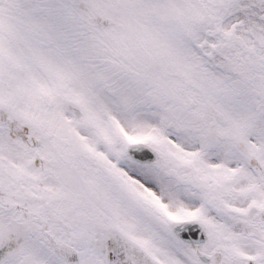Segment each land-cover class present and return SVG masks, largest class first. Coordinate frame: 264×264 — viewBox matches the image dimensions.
Here are the masks:
<instances>
[{"label": "snow or ice", "instance_id": "snow-or-ice-1", "mask_svg": "<svg viewBox=\"0 0 264 264\" xmlns=\"http://www.w3.org/2000/svg\"><path fill=\"white\" fill-rule=\"evenodd\" d=\"M0 264H264V0H0Z\"/></svg>", "mask_w": 264, "mask_h": 264}]
</instances>
